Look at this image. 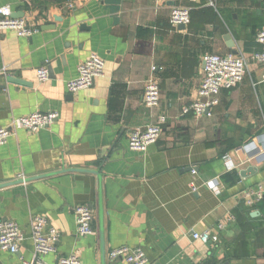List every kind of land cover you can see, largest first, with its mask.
Here are the masks:
<instances>
[{
    "label": "crops",
    "instance_id": "0c3cea01",
    "mask_svg": "<svg viewBox=\"0 0 264 264\" xmlns=\"http://www.w3.org/2000/svg\"><path fill=\"white\" fill-rule=\"evenodd\" d=\"M5 5L37 32L0 34V127L34 112L60 117L0 147V222L13 220L25 234L17 254L0 249V264L33 259L36 216L60 235L48 264L70 255L81 264H127L109 257L122 246L142 248L148 264H264V208L238 219L245 192L264 184V64L252 58L264 0H198L185 30L170 23L172 3L162 0H0ZM212 53L245 56V79L221 92L212 116L183 115ZM92 54L104 59V76L69 93L66 82ZM153 67L161 101L149 108L143 95ZM162 115L161 138L145 152L130 150V132ZM79 204L94 210L91 235L78 233ZM230 213L237 222L218 232V244L193 239L216 232Z\"/></svg>",
    "mask_w": 264,
    "mask_h": 264
},
{
    "label": "built area",
    "instance_id": "2783aa9c",
    "mask_svg": "<svg viewBox=\"0 0 264 264\" xmlns=\"http://www.w3.org/2000/svg\"><path fill=\"white\" fill-rule=\"evenodd\" d=\"M172 3L170 23L174 26L190 25L191 4L198 0H162ZM14 31L19 37H31L37 29L25 18H16L9 5L0 6V34L4 31ZM260 49L253 53L252 58L258 63L264 64V28L259 30L255 38ZM203 77L198 89V98L190 105L184 107L182 114H194L198 117L212 116V109L219 105L220 94L224 90H232L245 79L248 67V59L238 54H205L202 58ZM157 68H152V76L146 81L143 102L149 108L158 107L161 101L160 84L153 74ZM105 74V61L97 54H92L86 61L81 63L77 69V76L66 82L69 93H76L89 88L96 78ZM40 82L49 79V71L42 67L38 71ZM264 81V75H263ZM60 114L56 111L34 112L22 117L13 118L9 125L0 127V147L5 145L11 137L17 135L18 131L25 130L36 133L42 129L55 124ZM165 116H159L155 123L145 127H139L130 132L129 149L135 152H145L148 147L155 144L162 136ZM232 168L229 156L224 157ZM195 174L196 172L193 171ZM24 179V177L22 178ZM195 190L194 185H191ZM209 189H215V181L207 183ZM264 199V184L251 188L245 192V203L248 208H254ZM94 210L87 204H79L74 209L77 230L80 235H91L94 233ZM237 222L234 214H228L217 223L216 232H194L192 237L204 244H218L220 241L218 232L226 231L232 224ZM32 238L34 243V256L31 261L24 264H48L46 257L54 251V246L59 241L57 229L48 226L47 219L36 216L32 220ZM25 234L20 225L13 220L0 222V249L17 254L20 251ZM110 260L123 259L127 264H148V259L142 248L122 246L113 249L109 253ZM55 264H81L77 255L61 257Z\"/></svg>",
    "mask_w": 264,
    "mask_h": 264
},
{
    "label": "trees",
    "instance_id": "16d2710c",
    "mask_svg": "<svg viewBox=\"0 0 264 264\" xmlns=\"http://www.w3.org/2000/svg\"><path fill=\"white\" fill-rule=\"evenodd\" d=\"M258 207L263 210V208H264V199L258 204ZM252 211H254L253 208L244 207V209L242 211H240V213L238 214V219L241 218V217H243L244 219L251 218L250 214H251ZM245 238H246V235L242 236V239H241L240 242H242L243 239H245ZM240 242H239L238 246L240 244H242ZM231 250L233 251V247H230V251L228 250V255L230 254V256H231V254H233V253H231ZM235 250H237V249H235Z\"/></svg>",
    "mask_w": 264,
    "mask_h": 264
},
{
    "label": "water",
    "instance_id": "95a60500",
    "mask_svg": "<svg viewBox=\"0 0 264 264\" xmlns=\"http://www.w3.org/2000/svg\"><path fill=\"white\" fill-rule=\"evenodd\" d=\"M15 17V16H14ZM20 17V16H19ZM19 17H16V18H19ZM180 29L182 30H185L186 29V26L185 25H180L179 26ZM226 40L229 41V46H231L232 48L235 47V44H234V41H232V38L230 36H226ZM253 169H249V171H252ZM84 171H88V170H84ZM99 175V173H96ZM22 182V181H21ZM10 184V183H9ZM0 187H2L0 185ZM102 214H103V211H102V206L100 207V218L102 220ZM252 216L255 217V213H252ZM102 233V236H103V231L101 232ZM103 241V240H102Z\"/></svg>",
    "mask_w": 264,
    "mask_h": 264
}]
</instances>
